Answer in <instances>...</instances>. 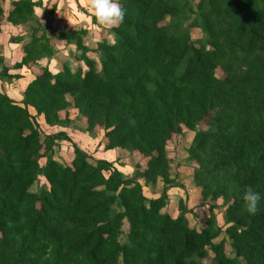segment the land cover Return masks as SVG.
<instances>
[{
	"label": "trees",
	"instance_id": "obj_1",
	"mask_svg": "<svg viewBox=\"0 0 264 264\" xmlns=\"http://www.w3.org/2000/svg\"><path fill=\"white\" fill-rule=\"evenodd\" d=\"M118 2L125 18L101 38L96 61L82 22L52 39L37 4L0 0V34L7 24H29L27 39L9 40L21 45L20 59L0 57V81L30 79L20 102L0 92V264H264V0ZM194 11L202 43L178 28ZM169 19L178 22L163 24ZM55 41L79 52L75 70L40 66L55 55ZM69 108L87 131L104 129L107 151L138 154L145 164L128 179L78 146L69 163L54 160L66 136L43 133L38 118L66 126ZM184 130L194 133L192 181L210 203L199 229L182 198L176 217L162 212L173 187L166 147ZM39 177L47 186L34 192ZM139 181L161 185L158 197H146ZM249 187L261 194L255 215L243 208ZM219 202L224 230L213 214ZM222 233L233 257L227 240L217 241Z\"/></svg>",
	"mask_w": 264,
	"mask_h": 264
},
{
	"label": "rangeland",
	"instance_id": "obj_2",
	"mask_svg": "<svg viewBox=\"0 0 264 264\" xmlns=\"http://www.w3.org/2000/svg\"><path fill=\"white\" fill-rule=\"evenodd\" d=\"M33 3L37 4L35 7V14H39V17L43 18V25L46 26L47 35L52 38L53 34H58L57 30H63L60 28H66L65 30H72L70 28H75L83 23V30H85V35H83L84 45L87 46L92 52L95 51L98 43L101 41V38L108 37L109 29L105 28L96 23L94 16L89 11V6L86 3V0H31ZM54 9V13L52 10ZM198 19V12L194 11L193 13H188L185 21H181L178 28H186L190 32L191 39L195 43L204 42V37L198 28L194 27V21ZM178 21L166 20L163 24H176ZM6 23V22H5ZM68 27V28H67ZM15 35L23 36L28 38L29 36V24L20 27L16 32L8 29L4 30L3 35L0 39V57H4L6 60L9 58H15L21 53L20 44H12L8 41L11 37ZM53 39V38H52ZM56 49L55 55L53 58H47L40 61V66H48L49 68L53 67V64L56 62H68L70 68L76 69L79 66V63L74 59V55H78L79 52L73 51V45L65 44L64 42L55 41ZM93 52L91 58L98 60L97 56ZM66 60H65V59ZM7 62L0 63V72L3 65H7ZM10 61V65H11ZM25 72V70H23ZM10 73H14L11 71ZM216 75L219 78L223 77L221 70H216ZM10 84H13L14 87L19 88V85L15 83V80ZM6 94V93H5ZM7 95V94H6ZM71 100V99H70ZM32 114H35L34 110L30 109ZM78 112L72 108H69L67 111V121L68 124L58 126H46L40 118H38L39 123L41 124L42 131L45 134L57 135L64 134L66 138L62 140H57L55 147L53 149L52 158L60 163H69L73 158V147L78 146L83 151H85L91 159H101L111 162L114 167L120 166L118 170L122 175L128 179L132 178L134 167L136 165L145 164L146 159L142 158L138 154H131L125 150H117L109 154L105 149V137L104 129L102 127H96L91 131H87L85 123L82 120H78ZM60 118L65 119V113H60ZM72 118V120H71ZM75 120L78 122L75 123ZM206 125L201 123L198 126V129H206ZM194 136L193 132L184 130L181 134L173 135L170 142L166 147L170 169H171V178L173 180V187L168 193V200L166 202V207L162 210L164 213L170 214L172 217H176L178 212L175 211L178 205V193L181 194L183 204L187 208L186 216L189 220V225L195 229H199L203 225L206 218L209 216V201L200 202V196H198V188L195 186L192 181V173L195 165L192 161L188 159L187 149L190 146L192 138ZM125 156V157H123ZM117 160V161H116ZM46 162L45 159L39 161L40 165L43 166ZM143 186L142 191L146 197L154 198L158 197L161 190V185H144L143 181H139ZM47 186L46 181L39 177L38 181L32 186L31 190L34 192H39L43 187ZM170 188V189H171ZM179 189V190H178ZM196 210V211H195ZM215 216L216 226L220 227L222 230L226 228L225 217H224V206L218 203L216 209L213 210ZM124 228V227H123ZM225 238L224 233L217 239ZM120 241L125 243L126 240V228L123 229V234L120 236ZM227 242V255L228 257H233V252L230 246V241ZM204 264H211L210 259L204 260Z\"/></svg>",
	"mask_w": 264,
	"mask_h": 264
},
{
	"label": "clouds",
	"instance_id": "obj_3",
	"mask_svg": "<svg viewBox=\"0 0 264 264\" xmlns=\"http://www.w3.org/2000/svg\"><path fill=\"white\" fill-rule=\"evenodd\" d=\"M86 3L96 23L105 28H116L125 18V10L118 0H86ZM243 200L244 211L250 215H255L261 201V194L249 187L244 193Z\"/></svg>",
	"mask_w": 264,
	"mask_h": 264
},
{
	"label": "crops",
	"instance_id": "obj_4",
	"mask_svg": "<svg viewBox=\"0 0 264 264\" xmlns=\"http://www.w3.org/2000/svg\"><path fill=\"white\" fill-rule=\"evenodd\" d=\"M37 14V13H36ZM37 16L39 17L40 15L39 14H37ZM10 25H5V29L7 30L8 29V31L9 30H11V31H13V32H16L17 31V29L18 28H20V27H9ZM4 29V30H5ZM3 35V33H1L0 34V39H1V36ZM8 41H9V39H8ZM0 44H2V43H0ZM0 46H2V45H0ZM21 53H20V55H17L15 58H9L8 60H9V62L11 61V63L13 64V63H15L16 61H18L19 59H20V57H21ZM7 60V61H8ZM28 80H30L29 79V77L27 76V75H25L23 78H21V79H19V80H16L15 81V83L17 84V85H19V88H17V87H14V85L13 84H10V83H6V82H1L0 81V92H4V93H6L7 95H8V97H10L11 99H13L14 101H17V102H20L21 100H22V95H21V90L23 89V87L27 84V82H28ZM71 120H72V118H71ZM73 121V120H72ZM75 123H77V120H75ZM117 150H108V152H109V154H111V153H113V152H116ZM123 157H125V156H123ZM117 161V160H116ZM116 166V168L118 167V168H120V166H117V165H115ZM117 168V169H118ZM172 189H174V188H171V189H169V191H168V193L172 190ZM179 190V189H178ZM178 194V197L177 198H182L181 197V194H179V192H177ZM157 197V196H156ZM156 197H154V198H156ZM196 211V210H195Z\"/></svg>",
	"mask_w": 264,
	"mask_h": 264
}]
</instances>
